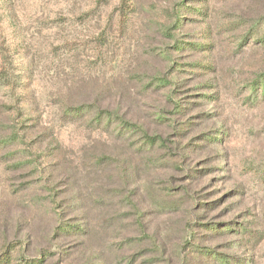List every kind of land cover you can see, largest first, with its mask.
Wrapping results in <instances>:
<instances>
[{"label": "rangeland", "instance_id": "obj_1", "mask_svg": "<svg viewBox=\"0 0 264 264\" xmlns=\"http://www.w3.org/2000/svg\"><path fill=\"white\" fill-rule=\"evenodd\" d=\"M262 37L264 0H0V264H264Z\"/></svg>", "mask_w": 264, "mask_h": 264}, {"label": "trees", "instance_id": "obj_2", "mask_svg": "<svg viewBox=\"0 0 264 264\" xmlns=\"http://www.w3.org/2000/svg\"><path fill=\"white\" fill-rule=\"evenodd\" d=\"M257 42L260 43V44H263V45H264V37H262L261 39L259 38V39L257 40ZM259 82L261 83V85L263 84V86H264V78H261V80H259ZM107 114H111V113L107 112ZM120 124H121L122 126H126V127L131 128V130H133V131H134V130H135V131L140 130L138 127L133 126V125H131V124H128V123L125 122L124 120L120 121ZM145 137H146L147 142L154 143V139H153V138H151V137H147V135H146ZM76 232H79V230L76 231ZM27 264H34V263H33V261H31V262H27Z\"/></svg>", "mask_w": 264, "mask_h": 264}]
</instances>
